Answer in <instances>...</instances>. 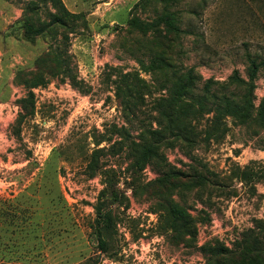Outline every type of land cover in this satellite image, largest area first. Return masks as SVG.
Masks as SVG:
<instances>
[{"label": "rangeland", "instance_id": "1", "mask_svg": "<svg viewBox=\"0 0 264 264\" xmlns=\"http://www.w3.org/2000/svg\"><path fill=\"white\" fill-rule=\"evenodd\" d=\"M60 2L81 17L50 31V1L0 0V264H243L202 248L234 250L260 222L264 234V130L229 118L219 142L169 138L143 165L136 144L173 71L192 69L198 94L206 80L246 78L249 55L258 108L264 0ZM27 16L43 29L30 38ZM126 73L146 84L135 117L115 95ZM171 202L191 220L179 241L163 228ZM96 206L112 222L97 228Z\"/></svg>", "mask_w": 264, "mask_h": 264}, {"label": "trees", "instance_id": "2", "mask_svg": "<svg viewBox=\"0 0 264 264\" xmlns=\"http://www.w3.org/2000/svg\"><path fill=\"white\" fill-rule=\"evenodd\" d=\"M48 1L52 3L57 12L49 13L50 22L44 26V30L52 31L57 27L68 30L73 26L75 19L81 17L68 13L60 0ZM22 27L25 29V36L29 38L32 34L43 31V29H35L28 16L23 20ZM155 60L160 61L158 57ZM246 60L248 63L246 78H242L237 71H234L224 83L206 80L198 94L195 91L200 79L192 69L183 72L173 71L170 78L168 80L166 78L161 86L166 90L165 95L154 101L153 109L156 114L151 120L150 128L144 132L146 138L142 140V143L136 144L138 161L143 165L150 159L156 158L158 155L156 145L169 138L190 143L195 141L198 135H202L206 142H219L228 132L227 120L229 118L238 125L255 126L264 130V97L257 109L253 105L254 82L261 64L249 55L246 56ZM54 61L56 64L60 63L58 57H54ZM114 83L116 84V97L121 99L123 108L135 117L138 112L137 105L144 102L142 91L146 88L145 82L139 78L137 73H126L120 74ZM204 116H206L204 127L197 132L196 124ZM152 123L155 124V128H152ZM97 151L93 153V156ZM94 162L96 160L92 159V165L89 166L93 174L98 168V166L94 168ZM203 180V177L197 176L199 185H203ZM165 209L163 228L171 231L174 240L179 241L180 232L189 231L191 220L185 210L173 202L169 203ZM95 213L102 219V223L97 221V228H100V224L104 227V224L112 222L110 212L102 214L101 209L96 206ZM259 225L258 233L254 230L244 232L234 250L221 245H207L202 250L209 257L225 258L236 255L243 264H264L262 222ZM99 241L102 245L100 237Z\"/></svg>", "mask_w": 264, "mask_h": 264}]
</instances>
